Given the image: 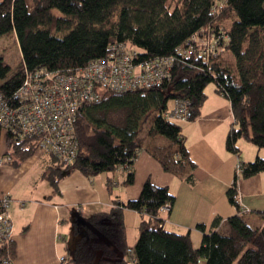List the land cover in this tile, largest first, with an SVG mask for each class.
I'll return each mask as SVG.
<instances>
[{
    "label": "trees",
    "instance_id": "trees-1",
    "mask_svg": "<svg viewBox=\"0 0 264 264\" xmlns=\"http://www.w3.org/2000/svg\"><path fill=\"white\" fill-rule=\"evenodd\" d=\"M229 18L226 30L220 21ZM211 30L221 49L218 55L203 62L197 53L185 58L179 54L194 33ZM11 31L17 35L23 61L22 68L9 77L11 67L0 57L1 88L7 93L21 84L24 66L83 67L104 57L114 43H130L142 49L145 58L177 57L170 80L151 88L105 91L100 102L80 108L76 158L64 163L51 156L54 164L46 172L56 189L67 171L79 170L92 177L121 166L129 169L125 184H132L141 150L150 152L166 171L194 184L196 163L181 122L168 119L165 111L173 100L184 99L190 106L189 120L196 119L212 82L231 102L234 123L227 149L238 153L239 139L264 149V0H34L33 6L26 0H1L0 39ZM225 52L232 58H226ZM1 131L0 126V135ZM7 142L12 160L6 164L18 166L36 152L34 139L7 134ZM261 171L262 156L241 163L243 177ZM238 177L227 190L236 207ZM174 201L167 186L148 179L138 198L117 202L110 211L95 213L76 224L79 239L70 261L264 264V226H252L243 213L228 217V230L207 231L205 224H198L203 238L200 246L194 247L189 233L179 234L159 225L163 222L161 208L165 204L172 207ZM126 208L141 213L135 246L128 242ZM220 222L216 218L213 227Z\"/></svg>",
    "mask_w": 264,
    "mask_h": 264
},
{
    "label": "crops",
    "instance_id": "crops-1",
    "mask_svg": "<svg viewBox=\"0 0 264 264\" xmlns=\"http://www.w3.org/2000/svg\"><path fill=\"white\" fill-rule=\"evenodd\" d=\"M29 6L34 0H26ZM208 88V86H207ZM200 115L194 120L181 122L183 134L192 160L196 163L195 183L166 171L150 152L141 150L134 163L135 180L125 184L128 168L118 167L89 177L79 170H70L60 178L58 189L47 178L46 172L54 164L49 154L36 151L20 165H0V195L11 196L14 221L12 252L17 264H78L70 261L77 241L65 238L61 227L83 222L95 213L110 211L117 202L138 198L145 182L150 179L159 186H167L175 196L169 212L162 211L164 228L179 234H190L194 247H199L206 230H228V217L246 214L252 226H264V171L243 177L239 163L264 158V149L239 139V152L229 151L226 140L234 123L230 100L208 90ZM9 150L7 133L0 135V156ZM238 175L239 206L227 197L235 176ZM76 214V215H75ZM128 242L135 246L139 236L141 213L124 210ZM76 218V219H74ZM216 218L221 222L213 227ZM65 257V263L61 260ZM129 264H136L130 260ZM205 264V260L201 262Z\"/></svg>",
    "mask_w": 264,
    "mask_h": 264
},
{
    "label": "built area",
    "instance_id": "built-area-1",
    "mask_svg": "<svg viewBox=\"0 0 264 264\" xmlns=\"http://www.w3.org/2000/svg\"><path fill=\"white\" fill-rule=\"evenodd\" d=\"M214 31L194 33L182 57L197 53L203 62L218 55ZM143 50L127 42L114 43L104 57L76 68L50 69L24 66L21 84L7 93L0 84V126L15 139H34L36 151L54 156L64 163L74 161L79 150L77 122L80 108L102 100L105 91L124 92L151 88L171 79L176 56L145 58ZM168 119L189 120L190 106L184 99H175L165 111ZM7 153L0 156V165L11 161ZM241 169V164L238 165ZM11 196L0 195V264H17L12 252L14 221ZM170 204L161 211L169 212ZM159 225L164 227V223ZM61 260H65L62 257Z\"/></svg>",
    "mask_w": 264,
    "mask_h": 264
},
{
    "label": "rangeland",
    "instance_id": "rangeland-1",
    "mask_svg": "<svg viewBox=\"0 0 264 264\" xmlns=\"http://www.w3.org/2000/svg\"><path fill=\"white\" fill-rule=\"evenodd\" d=\"M220 4L222 7L223 3H220ZM220 22H221L220 26L227 30L229 27V24H230V18L225 19L224 21H220ZM224 56L228 59L232 58V56L227 52L224 53ZM0 57H3L6 61V63L9 64L11 67L9 77L13 76L19 69L22 68L23 56H22V52H21V48H20L18 39H17V35L14 31L7 33L6 35H4L0 39ZM1 83L2 82H0V84ZM215 86H216V84L214 82H212L208 85L207 89L210 90L211 88H213ZM114 117H116V119H117L116 115ZM117 122H119V121L117 120ZM237 168H238V166H237ZM239 170H241V169H239ZM108 173H110V172H108ZM105 174H106V172H103L101 174V176H103ZM74 219H76V218H74ZM67 227H68V225L65 223L61 227V231H62V234L64 235V237L66 239L70 237L72 242L74 241V238L77 241L78 235L75 233L76 225L74 224V222L70 223V228H71L70 233L67 232Z\"/></svg>",
    "mask_w": 264,
    "mask_h": 264
}]
</instances>
